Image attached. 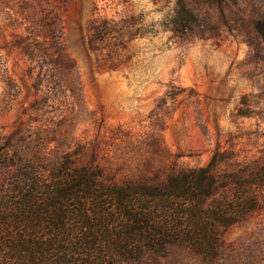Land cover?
<instances>
[{"label": "rangeland", "instance_id": "obj_1", "mask_svg": "<svg viewBox=\"0 0 264 264\" xmlns=\"http://www.w3.org/2000/svg\"><path fill=\"white\" fill-rule=\"evenodd\" d=\"M262 16L264 0H0V131L83 148L118 182L215 151L264 165ZM220 238L211 261L171 247L133 264H264V202Z\"/></svg>", "mask_w": 264, "mask_h": 264}, {"label": "trees", "instance_id": "obj_2", "mask_svg": "<svg viewBox=\"0 0 264 264\" xmlns=\"http://www.w3.org/2000/svg\"><path fill=\"white\" fill-rule=\"evenodd\" d=\"M253 27L264 49V16ZM27 138L0 131V169L10 172L0 185V264H133L171 247L211 261L222 230L264 202V165L226 152L154 182H118L84 161L83 148L52 156Z\"/></svg>", "mask_w": 264, "mask_h": 264}]
</instances>
